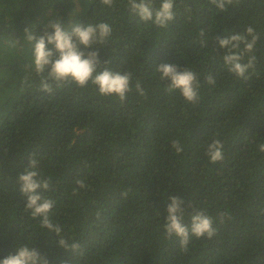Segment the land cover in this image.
<instances>
[{
  "label": "trees",
  "instance_id": "16d2710c",
  "mask_svg": "<svg viewBox=\"0 0 264 264\" xmlns=\"http://www.w3.org/2000/svg\"><path fill=\"white\" fill-rule=\"evenodd\" d=\"M173 11L160 28L133 14L128 0H0V259L28 245L50 264H264V0H233L222 12L209 0H174ZM50 20L65 29L110 25L111 36L97 46L98 70L131 74L123 102L91 84L40 90L24 28L43 35ZM248 27L259 39L245 78L227 70L215 37ZM161 63L197 73L198 102L168 91L156 71ZM213 140L224 145L216 163L206 154ZM29 158L50 181L43 195L54 201L59 235L25 210L18 176ZM78 179L87 187L79 189ZM169 195L183 200L186 224L204 211L216 234L192 236L187 251L168 238ZM61 237L83 254L60 247Z\"/></svg>",
  "mask_w": 264,
  "mask_h": 264
},
{
  "label": "clouds",
  "instance_id": "9594fccd",
  "mask_svg": "<svg viewBox=\"0 0 264 264\" xmlns=\"http://www.w3.org/2000/svg\"><path fill=\"white\" fill-rule=\"evenodd\" d=\"M106 6H111L114 0H101ZM219 11H224L233 0H209ZM130 11L144 22H151L160 28H165L175 18L174 0H161L159 8H154L152 0H128ZM190 11V9H186ZM49 29L51 31H49ZM112 28L107 23L75 24L70 29H65L59 21H49L45 25L43 35L37 36L29 27L24 28V38L32 44V61L30 67L41 76L40 90L49 94L53 91V84L57 87L66 84H75L85 88L89 84L96 87L102 96H115L123 102L127 94L132 90L131 74L113 71L101 66L98 45H103L111 36ZM201 36L205 32L201 31ZM250 37V39H249ZM259 35L252 27L246 29V34H231L224 38L215 37L219 47L226 50L223 62L230 73L238 77H245L248 69L252 68L256 61L253 54ZM49 45L51 47H49ZM83 47L84 50H81ZM247 56V63L243 59ZM104 65L107 61L103 62ZM156 71L160 73V80L167 81L168 91H178L189 103L199 100L200 81L197 73L190 68H181L175 64L161 63ZM46 74V75H45ZM246 78V77H245ZM209 85L215 86L213 75L206 77ZM135 90L141 96L145 95L139 81L135 84ZM172 147L177 153L183 151L178 141L172 142ZM224 145L219 140H213L207 145L206 154L212 163L222 161ZM260 152H264V144L258 146ZM39 162L29 158L28 166L18 176L20 193L26 197L25 210L29 211L33 218H40L41 227L59 235L61 227L54 224L50 212L54 207V201L46 198L43 193L49 189L50 181L43 179L38 171ZM76 184L79 189L87 187L84 180L78 179ZM77 191V189H73ZM126 196L127 192L122 193ZM166 211L165 234L168 238L173 236L179 239L181 248L188 250L190 238L207 237L211 239L216 234L213 227V218L204 211H194L190 216V223H185L186 210L183 200L177 196L168 197ZM225 213L219 214L223 222ZM58 245L65 250H70L74 255H82L80 245L77 242H69L61 237ZM0 264H50L48 258L37 249L28 245H21L16 249L15 255H9L0 259Z\"/></svg>",
  "mask_w": 264,
  "mask_h": 264
}]
</instances>
